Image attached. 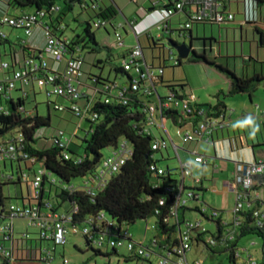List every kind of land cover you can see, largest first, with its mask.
<instances>
[{
	"label": "trees",
	"instance_id": "1",
	"mask_svg": "<svg viewBox=\"0 0 264 264\" xmlns=\"http://www.w3.org/2000/svg\"><path fill=\"white\" fill-rule=\"evenodd\" d=\"M258 1L262 2L263 0ZM59 2L63 6H60L58 13L61 14L57 18V21H55L57 24L60 23L63 16L74 10L76 4H81V0H11V6L18 8L30 7L34 8V12H38L42 9H50L52 6L58 5ZM171 4L155 3L149 8V11L152 12L155 9L167 8ZM114 16L115 12L112 9L97 13L96 17L92 18V21L89 20L86 23L84 33L70 40L71 43L68 46L69 50L67 53H74L77 48L83 54L85 51L97 52V49L100 47L106 48L109 51L108 57L105 61L99 60V63L103 64V62H106L113 64L115 56L112 49L114 48L111 46H101L95 37L94 31H92V26L93 22L97 19L111 21ZM52 17L53 14L50 13V21H52ZM53 22H50V24ZM249 23L255 25L256 31L261 35V40L264 43V26L259 23L258 19L250 21ZM50 24L48 25L56 33L59 31V33L63 34L64 30L60 31L57 26L55 27L53 24ZM177 31L184 33L191 31V29H179ZM161 40L150 38L152 48L157 49V41L159 42ZM27 52L28 57L36 56L37 59L43 54L40 50L36 54L31 53L30 49ZM129 52L130 49L116 54V60H119V64L113 65L112 70L116 74L115 79L111 80L109 77L103 78L102 75L90 76L92 84L88 86L94 89L95 94L89 96L87 92H80L82 96L79 99L87 98L88 100L84 108L77 105V100L79 99L75 100L69 96H62L73 103L72 107L77 106L82 111L81 115H77L73 108H65L81 119V125H78L77 129L81 130L83 123L88 126L84 129L85 136L83 138H79L77 134H71L68 136L69 144L66 148H61L56 143L50 149L37 148L34 138L35 133L40 127L50 125V121H52L50 113L48 117H45L39 114L37 108L27 110L24 97H20L16 101L8 97V106L0 109V144H9L10 142L18 143L22 146L21 152L28 154L29 158H36L37 164H42L44 174L42 176L41 188H39L40 204L42 206L47 201L53 203V211L71 214L74 219L73 224H80L81 226L90 218H96L100 214H104L110 220L113 219L119 226H126L128 228L138 220H147L153 216L157 218L156 228L159 233L157 238L166 237V240H163L162 243L168 246L177 243V241H171L172 235L178 233V227L186 222L185 214L188 211H196L202 215H206L198 206L195 208L189 207V202H198L200 196L206 192V189L203 187V180H200L193 187L186 186L185 190L193 191V196L188 198L187 205L179 207V222L169 223V220L174 219L172 211L178 200V184L181 183V180L176 177V169H171V166H163L161 160L155 157L162 150L153 149V144L158 138H155L153 134H149L147 131L148 117L145 113V107L147 103L153 102L156 96L154 93L151 95L146 93L142 87L139 90L133 89L135 78L122 67V60L127 57ZM221 59L217 55H209L206 51L201 53L194 52L192 57L188 58V61L205 64L206 66L214 68L229 81L230 88L228 95L248 94L252 101L253 93L261 84H264V60L251 57L247 60V63L250 64L248 67L251 70L243 69L241 72H237V70L228 66ZM10 64L11 68H15L16 66L20 69L22 68L16 61ZM181 65L182 60L179 59L176 67ZM48 73L53 72L48 70L46 74L48 75ZM162 83L165 84L166 82L162 81ZM166 84L168 85H165V88L168 90H175L176 92L187 94L186 89L188 86L186 83L168 82ZM121 91H124L122 96L120 95ZM225 96L226 93L220 91L216 96V104H194L193 109L195 110L192 115L188 113L183 114L178 110L168 109L163 111V117L171 120L177 127H183L189 123L197 127L201 121L208 119V117L218 118L225 116L227 110L224 101ZM52 104L58 110L56 108L58 104ZM48 107L50 110V105ZM225 129H228L226 134L231 133L229 127H224L216 130L213 138L224 136ZM232 131L235 132L234 129ZM20 134L24 138L22 142H18L17 137ZM57 138L59 137L56 136L54 139ZM75 139L81 140L82 144L76 143ZM123 144H126V147L128 146L132 150V155L128 158L119 173L112 175L106 186L98 190L95 195L84 190H79L74 186L70 190L61 187L70 184L75 179L94 176V173L98 172V167L103 161L102 151L107 148H119ZM81 148L84 151L83 153L80 152ZM65 153L69 154V159L65 158ZM22 162H26V159L12 161L10 163L21 164ZM151 165L165 169V173L161 175L157 171L151 170ZM36 174L37 172H34V177ZM16 179L21 183L23 177H17ZM59 181L61 186L58 185ZM47 182L50 185L48 190H46ZM6 186V180L0 178L1 219H3L1 216L3 213L9 214L10 206L13 204L10 203L12 198L3 194V189ZM65 205H68V207H65ZM63 208L64 210H61ZM208 217L211 220H215L219 225L217 234L213 236V238L217 239L218 243L216 246H210L204 240L203 236L205 233L200 234L196 241H203L208 248L215 250L223 243L221 242V238L222 232L224 231L222 230L221 218L214 219L210 216ZM240 230L239 238L245 237V235L260 238L264 253V226L262 228L254 226L253 219L248 214L247 219L241 224ZM3 242L4 240L0 239V243ZM87 248L95 256L107 257L112 255L102 253V251L96 250L91 245H88ZM113 251L117 252V250ZM0 258L6 263L12 262L1 255ZM129 258L154 264L150 259L133 256L131 254H129Z\"/></svg>",
	"mask_w": 264,
	"mask_h": 264
},
{
	"label": "built area",
	"instance_id": "2",
	"mask_svg": "<svg viewBox=\"0 0 264 264\" xmlns=\"http://www.w3.org/2000/svg\"><path fill=\"white\" fill-rule=\"evenodd\" d=\"M156 3V2H155ZM157 4V3H156ZM249 13L246 16V22L256 20L255 7L253 3L249 2ZM225 0H173L172 4L167 8L155 9L150 15H157L156 20L150 27L157 26L159 30H169V19L176 13H187V21L184 24H180V29H191L195 23H210L216 25H226L229 22L234 21L235 16L231 12L224 10ZM60 7L57 5L52 6L50 9H42L32 14L23 15L20 17L5 16L2 18L1 23L7 24L16 29L24 30L26 35L31 37L34 33V29L37 25L42 26L44 29V36L46 39L45 46L42 50L43 54L40 58L36 56H29L25 60L23 67L13 72L12 77H8L0 83V93L8 95L12 90L16 88L17 82L29 85L31 82L38 83L39 86L46 88L48 97L54 95L69 96L72 99H79L82 94L79 91L82 83L80 78L82 77V66L84 63V57L82 56L80 49L77 48L74 53L68 54L70 40L68 37L56 33L52 29L48 22H44L45 19L50 18V13L54 15L58 14ZM136 21L129 22V27L136 26ZM111 22L106 19H97L93 22L92 29L98 30L107 27ZM149 27V28H150ZM148 28V27H147ZM58 29L60 31L65 30L66 27L63 23L59 24ZM1 36H4L1 34ZM115 46L124 47L125 38L121 34L120 30L115 31ZM157 48L161 52H168L167 60L172 61L173 65H178L179 56L175 55V50L171 47L169 42L161 44V41L157 42ZM33 51H31L32 53ZM34 54V53H33ZM36 54V53H35ZM166 55V54H165ZM49 59L55 63H64L63 69L53 70L50 67ZM122 67L126 71L133 75V89L139 90L141 87L148 94H155L153 102L146 104L145 113L147 114V131L152 133V128L157 127L166 130L163 117V111L168 109L178 110L183 114H191L195 109L193 105L196 104L195 96L187 93L176 92L167 90L166 95H161L159 92L160 86L165 87L162 83V75L164 67H157L154 69L150 66L145 59L143 48L138 43L135 47L130 49L127 57L122 60ZM11 69L9 62L0 60V71H7ZM51 70L53 73L46 74V71ZM124 91L120 92L122 96ZM256 110L264 117V108L260 105H256ZM58 110H65V107L57 105ZM77 115H81V110L77 106L72 107ZM202 113V112H200ZM83 114V113H82ZM83 116V115H82ZM228 122L224 117H208L201 121L197 127H194L192 123H189L179 128L182 141L188 142L194 140L197 142H206L215 144L213 134L216 130L227 127ZM59 138L54 139L55 143L61 148H66L69 144V137L66 136L64 131H61L57 136ZM18 142L24 140L22 134L18 135ZM231 144V141H229ZM171 143L165 138H159L154 144V150H167ZM175 150L179 151V147L174 145ZM113 152L110 156L106 157L102 161V171L94 173V176L89 178V182L86 185L93 184L92 187L80 186L79 190L87 191L88 193L95 195L98 190L106 186L112 175L119 173L122 167L125 165L128 158L132 155V150L123 144L119 148L112 149ZM22 151V146L18 143L0 144V162H12L17 160L26 159V163L31 161L37 164L36 158H29L28 154ZM192 158L185 160L180 159L182 179L178 184L177 202L172 211L174 219L178 221V209L181 206L187 205L188 198L193 196V191L185 190L186 179L192 178L193 171L196 164H206L207 160L204 156L193 153ZM65 158L69 159V154L65 153ZM33 164V165H34ZM151 170L157 171L163 175L165 169L156 165H151ZM44 169H40L33 180H28V174H24V182L29 188V194L27 196L29 204L14 205L12 204L9 209V214H2L0 218V239L13 240L12 235L13 222L16 219H25L32 226L38 228L39 239L42 241H51L55 245L65 246L68 243L69 235H79L86 239L88 245H91L96 250L102 251V253H109L112 250H118L120 248L126 249L128 254L137 257H143L146 259H152L154 256L158 258L156 264H189L187 260V252L192 249L193 243L206 231L202 222L186 221L178 227L180 235L179 241L176 244L165 245L159 238H154L150 245H143L131 239L129 229L126 226H119L116 221L110 220L104 214L98 215L96 218L92 217L85 222L83 226L73 224V218L71 214H63L53 211V203L47 201L44 202V206L40 204L41 199L39 197V188H41L43 180ZM11 177V176H9ZM264 178V159L253 160L249 162H238L235 172V206L232 210L234 219L233 224L240 230L241 224L247 219V215L250 214L253 219V225L257 227L264 226V199L260 195V187H263ZM202 180L196 178L192 180V185L187 187H193ZM64 189H66L64 187ZM1 210V206H0ZM203 213H206V207L201 208ZM208 216L218 219L222 213L218 210H212ZM222 228L226 227L227 223L222 222ZM183 225V229L181 226ZM228 226V225H227ZM241 231V230H240ZM239 233V232H238ZM24 239L30 238L27 233L22 234ZM227 237L222 234L221 242H226ZM210 246L217 245V239L212 238L208 242ZM161 253L158 250H163ZM46 255L41 257L43 261L52 263L54 260V250H46ZM0 255L8 258L12 262L17 259L16 254L12 249H7L4 243H0ZM62 264H70L68 258H63Z\"/></svg>",
	"mask_w": 264,
	"mask_h": 264
},
{
	"label": "crops",
	"instance_id": "3",
	"mask_svg": "<svg viewBox=\"0 0 264 264\" xmlns=\"http://www.w3.org/2000/svg\"><path fill=\"white\" fill-rule=\"evenodd\" d=\"M171 1L173 0H81V4H79V6L81 8L82 17L85 15L86 11L93 10L95 13L92 16V18L96 17L97 13H102L104 10L112 9L115 12V16L111 19L110 21L111 23L109 25L112 26L114 35H115L116 30H120V31L124 30L129 35V32L127 30V27H129L128 24L131 21H136L135 22L136 26L134 27V29L130 27L129 28L131 29V31H133L136 37L134 38L137 39L138 43L143 48L146 62L150 66H152L154 69H157V67H164V72L162 75V80L164 82L166 83L168 82L169 83L170 82L171 83L172 82L186 83L188 86L186 89L187 93L193 94L194 96L195 94H194L193 84H191L190 82L186 80L176 79L175 68H178L180 66L169 67L170 64H168L167 56L165 55L166 53L161 52L159 48L157 49L152 48L151 43H150V38L162 39L161 44H166L169 38L173 39L172 37L173 34H178L180 37L185 38V39L188 38L190 41H192L193 47L196 52L201 53V52L207 51V53L211 56L217 55L218 57L222 58L221 61L226 62L228 66H230L231 68H234L235 70H237V72H241L243 69H247V70L250 69L248 67L250 64L247 63V60H249L251 57L258 59V60H264V43L261 40V35L256 31L255 25H252L249 22H246V16H248L249 7H250L249 2L251 1L253 3V6L255 7V10H254L255 15L253 14V16H256V19H258L259 23L264 26V0L262 2H259L258 0H225L224 10H226V12L228 11L236 15L234 21L229 22L226 25H222V26L219 25L220 29H222L221 27L226 26L224 28L226 30V34L224 36L225 38L224 41L226 43L225 53L223 52V49L221 46L223 42L222 34L219 33V36L217 37L212 27V25H216V24H210L206 22L205 23H195L192 26L191 31H187L184 33L177 31L180 29L179 25L184 24L187 21L188 17L186 13H176L175 15H173L172 18H170L168 21L170 31L166 29L160 30L161 33L158 36L154 37L153 36L154 34H152V28H154L155 26L150 27V25H152L153 22L156 20L157 15H150L151 12L149 11V8H151L155 4V2L158 4H165V3L171 4ZM57 6L60 7L59 3ZM1 7L4 9H7L8 11L11 7V0H0V8ZM33 12L34 11L25 12L23 15L32 14ZM6 16H10V15H6ZM11 17H20V16H11ZM122 17L125 19V21L121 19ZM57 18H58V15H54L52 17V21L54 22L51 24L50 22L52 21H50L49 19H45L44 22H48V24L50 25L53 24L55 27L57 26L58 28L59 24L62 23V19L60 20V23L57 24V22H55L57 21ZM1 20L2 18L0 19V60L4 62H9V63L16 61L18 64L21 65V67H23V65L25 64V60L28 57L27 50L30 49L31 51H33L32 53H38L39 50L40 52L43 50L45 43H46V39L44 36V29L42 26L37 25L34 29L33 35L29 37L26 35L24 30L16 29L7 24H2ZM208 25L211 26V29H210L211 31L209 35H208ZM66 29L64 30L63 35L68 37L69 40H72L77 35H80L77 32L74 37H70L68 36ZM98 30L92 29V31H94L95 33V37L98 43L101 46H110L109 40L112 38V33L107 29V27H105V35H104L105 37L103 38L102 44H101L98 40L99 36L96 34V31ZM239 30H240V37H241L240 41L242 43H245L247 38L251 37L250 42L255 44L254 47L253 45L246 46L245 44H242L240 47H237L236 45L234 46L229 45L232 42L231 40H233V43L238 42L236 38H237V33H238L237 31ZM1 34L4 36H1ZM113 46L115 47V43L111 47ZM133 47H135V45ZM133 47L129 49H132ZM147 48L150 52L146 54L145 50ZM19 52L23 53L22 54L24 55L22 56L23 60L19 59V54H18ZM112 52H113V49H112ZM49 62H50L51 69L53 70L63 69L64 63L58 64L50 59H49ZM19 69L20 68L16 66L15 68L12 67L10 70H7V71H0V83L3 82V80L7 79L8 77L11 78L13 75V72ZM26 86L28 85L22 84L21 82L18 81L16 84V88L12 90L10 94L4 95V96H6L7 98L8 97L13 98L12 93L15 91L17 92V99L20 97H27L28 92H26ZM229 88H230V85H229ZM161 89H164L165 91L164 95H166L167 94L166 88L160 86L159 92ZM220 91L225 92L224 89H221L216 94H214L213 98L215 100V103H211V104H216L217 102L216 96ZM0 95H3V94H0ZM195 102L199 104H206V103L199 102L198 99ZM251 102L253 103V101ZM2 108H5V107L2 106ZM223 117L228 122L227 127H229L231 133L226 134V131L228 129H225L224 136H221L218 138L214 137V140H215L214 145L204 142L207 147L204 146L203 151H201V148L203 147L201 144L202 142H197L196 145H192V146H185L186 148H183L184 154L183 156L180 155V159L185 160L188 158H192L194 156L193 153L195 151L198 152V154L205 157L208 163V164L207 163L204 164L205 166L209 165V162L212 159L213 160L212 161L213 177L215 178V180H211L210 186L214 189V191H217L219 194H223L225 198L231 197L236 202L234 181H235V172H236L238 162H241V161L249 162L253 160L260 161L264 159V117L257 110L255 111L254 115L251 114L250 112H247L246 110H243L241 114H238L236 110L230 109L228 106H227L225 116ZM259 117L261 118V121L259 120ZM255 120H258V122L261 125L260 126V136H257L256 138H254L253 132H252V128H254L257 133L259 131L257 130ZM251 123H253V126L251 125ZM79 125H81V123H79ZM246 126L249 129L251 139L248 137ZM232 129H234L235 132H233ZM165 131H167V128ZM77 133H78L77 130H75L72 135L77 134ZM243 136H246V141H244ZM229 141H231V144ZM180 150L182 149L179 147L178 154H180ZM203 153H207V154H203ZM218 161H224V162H227L228 164L227 166L223 167L221 166V164H219ZM7 163H10V162H6V163L0 162V166L3 165L4 169H6ZM13 165L14 164L10 163V168L12 171L11 175H6L5 173L1 174L2 177L0 178H3L4 180L6 179V183H7V186L3 189V194L6 195L5 190L8 189L7 187L9 186L12 187V185L14 186L19 185L20 187L19 193H17L18 192L17 191L16 194L12 196L9 192L8 195L6 196L11 197V198L15 197L16 199H19L20 201L19 204L21 205L29 204V202H27L28 200L27 196L30 192H29V188L24 182L25 180L24 174H28V180H33L34 172H38L40 169H42V167H38L39 164H37L35 165V167L29 168L26 162H22L21 164H18L19 171L21 172L24 171V172L22 174L21 172H19V174L16 175L13 172V167H14ZM197 165L198 164L195 165V168L197 167ZM195 168L193 171L192 178H189V179L192 181L193 179L201 178L203 180V187L207 191V187H206L207 180H206L205 175L203 174V176H200V177L195 176ZM197 169L199 168L197 167ZM216 173H218L217 176H216ZM17 177H23V180H21L22 182L20 183L18 180H16L17 183L13 184L15 178ZM8 178L9 180H11L10 183L7 182ZM187 180L188 179L185 180L186 185L190 186L187 184L188 183ZM260 195L264 199V187L262 188L260 187ZM66 206L68 207V205H65V207ZM213 209L218 210L222 213V215L220 216L221 221L226 222L228 225L222 228V230L224 231L222 232V234L227 237L226 238L227 240L226 242L221 243V246L223 247L222 253L227 252L229 255V263H225L224 261H221L219 264H261L259 262L260 259H262V264H264L263 248L261 247V244L258 241L261 239L254 237V236H250L251 241H248L249 239H246V242H245L244 237H241V238L238 237L239 235L238 232L240 230H238V227L235 224H233V220L228 221L223 218V215L225 212L223 209H227V208L221 207V208H213ZM202 216H203V219H205L206 221L214 222V220H211L208 217L207 212H206V215H202ZM185 219L186 221L188 220L187 213L185 214ZM233 219H234V216H233ZM20 220H25V219H20ZM174 222H176L175 219L169 220L170 224H173ZM198 222H202V221H198ZM215 223L218 228L219 227L218 223L217 222ZM183 228L184 227L182 225L181 229ZM205 229L206 231H208L206 227ZM12 230H13L12 235L14 236V239L5 240L3 243L7 249H12L14 251L17 259L13 262L6 263L2 258H0L1 259L0 264H54V262L57 259L56 248L54 249V253H53L54 260L52 263H48L41 259V257L47 254L46 250L50 249L49 247L45 246V243H50L51 241L40 242L39 232L31 233L28 231V229L25 231L18 229L17 222L15 220L13 222ZM24 233L29 234L30 238L24 239L22 237V234ZM129 233L131 235L132 240L139 242L143 245H150L151 241L158 236V234H156L155 236H152L151 240H149L150 238L148 234L146 233L143 239H137L132 235L130 229H129ZM245 237L247 236L245 235ZM83 239L85 241V245L87 244L88 246L86 239L84 237ZM159 239L163 241V240H166V237H162ZM179 239H180V235L178 232L172 235L171 241H179ZM147 240L150 241L149 244L145 242ZM201 242L203 241L198 242L195 240V242L193 243L192 249H194L193 248L194 245L198 247ZM75 245H76L77 250L81 249L80 245H78L77 243H75ZM192 249L187 252V260L189 264H202L198 256L197 258L189 257ZM158 251H160L161 253H164V249L158 250ZM258 252H260V257L258 256ZM106 254H112V255L107 256V257H104V256H100V257L111 259V257H113L114 255L116 257H119L123 263H128L129 261H134V260L143 261V260H139L135 258H132V259L129 258V254L124 248L118 249L117 252L112 250L111 252L106 253ZM154 258L158 260L157 256L156 257L154 256L151 259V261H153ZM231 258L233 259L232 261H231ZM121 260H120V263H121ZM89 261H91V259ZM89 261L87 262L84 261V264H89ZM94 264H97V262H95ZM136 264H141V263H136Z\"/></svg>",
	"mask_w": 264,
	"mask_h": 264
},
{
	"label": "rangeland",
	"instance_id": "4",
	"mask_svg": "<svg viewBox=\"0 0 264 264\" xmlns=\"http://www.w3.org/2000/svg\"><path fill=\"white\" fill-rule=\"evenodd\" d=\"M60 6H63V4L61 2H59ZM34 11V8H18V7H13L11 6L10 9L7 11V9L4 8H0V19L3 18L6 15H10V16H21L23 15L25 12H32ZM94 11L93 10H89L86 11L85 15L82 17L81 15V8L79 5H76L74 10H72V12L67 13L65 16H63L62 18V23L63 25L67 28L66 31L68 33V36L70 37H74L75 34L78 32L79 34H83L85 27H86V23L90 20L92 21L93 19L92 16L94 15ZM61 13H58L56 15H60ZM137 17V16H136ZM56 18V16H55ZM121 19H123V21H125V19L122 17ZM140 19V18H139ZM87 20V21H85ZM141 20V19H140ZM85 21V22H84ZM215 35L218 37L219 33L222 34V49L223 52L225 53V47H226V43L224 41V36L226 34V30L224 29L226 26L221 27L222 29H220L219 25H212ZM232 27V25H231ZM234 27V26H233ZM107 29L112 33V38L109 40L110 46H112L115 41H116V37L114 35V31L111 25L107 26ZM211 26L208 25V35L210 34V30ZM239 29V28H238ZM127 30L129 32V35L124 31L121 30V34L124 35L125 38V47H118V46H113V52H114V56L115 58L113 59L114 62L113 64L111 63H106L103 62L99 63V60H103L105 61L108 57L109 51L106 48H98L97 52H89V51H85L83 54V57L85 58V61L83 63L82 66V77L80 79L81 83L83 85H81L80 87V92L81 93H85L87 92V95L89 96H93L95 94L94 89H92L91 87H89L88 85L92 84V80L90 79L91 75H102L103 78H110L111 80L115 79L116 74L113 72V65L115 64H119V60H116V54L118 53H122V51H125L131 47H133L134 45H138V41L137 39H135V35L133 33V31H131V29L129 27H127ZM237 38L236 40L238 41L237 43H233V40H231L232 42L229 44L231 46L236 45L237 47H240L242 44H245L246 46H250L253 45V47L255 46L254 43H251V37L247 38L245 43H242L240 41V30L237 31ZM160 30L157 28V26H155L154 28H152V34H154L153 36L156 37L160 34ZM231 33V32H230ZM96 34L99 36L98 40L99 42L102 44V40L105 37V28H101L100 30L96 31ZM232 34V33H231ZM232 36V35H230ZM135 37V38H134ZM173 40H175L178 43H184V42H189V39H185L180 37L178 34H173ZM232 39V37H231ZM246 39V38H245ZM146 54L149 53L150 51L148 50V48L145 50ZM19 59L23 60L22 52H19ZM168 55V52H166V56ZM175 55L178 57V53L175 50ZM233 61V60H232ZM168 64H170L169 67L174 66L172 61H168ZM176 71V79L177 80H186L188 82H190L191 84H193L194 87V94L196 99L199 100V102L201 103H215V100L213 98L214 94H216L219 90L224 89L226 96L224 98V101L226 103V105L233 110H236L238 114H241L243 112V110H246L247 112H250L251 114L254 115L256 108L254 107V105H260L262 108H264V84H261L258 89L253 93L252 95V101L250 100V97L248 94H239V95H235V96H230L228 95L229 92V81L222 75L220 74L218 71H216L214 68L206 66L205 64H201V63H192L189 62L188 59H182V65L178 68H175ZM26 92H28V96L24 97L25 99V105H26V109L27 110H34L35 108H37L38 112L40 115L48 117L49 113L51 116V120L50 121V125L49 126H43L40 127L36 133H35V141H36V146L39 149H50L54 146L55 144V140L54 138H56V136L59 135V133L61 131H65L66 136H70L71 134H73V132L75 130H77V135L79 138H83L85 136V132L84 129H86L88 126L83 123L82 124V129H77V126L80 123V118L77 117L74 113H72L71 111L65 109V110H56L54 107V104H58V105H62L65 108H72V102L62 96H58V95H54L52 97H48L47 93H46V88L42 87L38 85V83H31L28 86H26ZM161 95L165 94L164 89L160 90ZM12 97L13 100L16 101L17 100V92H13L12 93ZM77 105L81 108H84L87 103L88 100L87 98H82L77 100ZM48 105H50V110ZM3 107H7L8 106V98L4 95H0V109ZM259 116V115H258ZM259 120L261 121V118L259 117ZM164 123L166 125L167 131H164L163 129L154 127L152 128V133L153 136L155 138H165L167 140L170 141L171 145L170 148H168L167 150H162L160 153H157L155 155L156 158L161 160V164L165 167L171 166V169H176V177L181 180L182 179V173H181V163H180V155L183 156L184 152H183V148H186L185 146H192V145H196L197 141L194 140H190L188 142H183L182 141V137H181V133L179 131V128H177V126L174 125V123L171 120L165 119ZM256 126H257V130L258 133L255 131L254 128H252V132H253V136L254 138H256L257 136H260V123L258 122V120H255ZM251 125L253 126V123H251ZM246 130H247V134L248 137L251 139V135L249 132L248 127L246 126ZM244 141H246V136H243ZM76 143L82 144L81 140L79 139H75ZM202 144V148L201 151H203L204 146H206V144L204 142L201 143ZM174 145L179 146L182 150H180V154H177V151L175 150ZM131 146V145H130ZM80 152L83 153V149H80ZM113 150L112 148H107L104 149L102 151V155H103V161L106 157L110 156V154H112ZM212 153V152H210ZM203 154H207V153H203ZM212 159L209 162V165H204L202 163L198 164L197 167L199 169H197V167L195 168V176H203V174L206 177V187H207V191L206 193H204L203 195L200 196L199 201L198 202H189V206L191 208H195L196 206H198L199 208H203L206 207V212L207 214H211L212 213V208H227V209H223L224 215L223 218L225 220L228 221H232L233 220V213L231 212V210L234 207L235 204V200H233L231 197L230 198H225V196L223 194H219L217 191H214V189L210 186L211 184V180H215V178L213 177V167H212ZM219 164H221V166H227V162L224 161H218ZM208 164V163H207ZM27 165L29 168H33L35 167V165H33V163L31 161L27 162ZM13 172L18 175L19 172V165L17 163H14L13 165ZM38 167H42V164H39ZM37 167V168H38ZM103 167H102V163L101 165L98 167V171H102ZM11 168H10V163H7V168L4 169L3 165L0 166V177H2L1 174L5 173L6 175H11ZM218 175V173H216V176ZM89 178L90 176H87L85 178H79V179H75L73 180L70 184H67L66 186H61L60 181L58 182V185L61 187H65L66 190H70L71 187H75V188H79L80 186L83 187H92L94 186L92 183L89 185H86L87 182H89ZM6 180V179H5ZM16 178L13 182V184L17 183L16 182ZM188 181V185H192V181L190 179L187 180ZM7 182L10 183L11 180H9V178L7 179ZM50 187L49 183H46V190H48ZM8 189L5 190V194L8 195V193L10 192V194L12 196H14L17 193H19L20 191V187L19 185H12L7 187ZM54 194V193H53ZM19 199H16L15 197H12L10 203H13L14 205H21L19 204ZM61 210H64L61 209ZM187 219L192 221V222H198V221H202L204 226L207 228V230L209 232H206L204 234V240L205 242H210L211 239L213 238V236H215L217 234V225H216V221L214 220V222H208L205 219H203V216L196 211H188L187 212ZM17 222V228L21 229L23 231L27 230L31 233H37L38 232V228L35 226H32V224H30L27 220H20V219H16L15 220ZM156 222H157V218L156 217H150L149 219H145V220H138L137 222H135L134 224H132L129 229L132 233V235L137 238V239H143L146 235V233L149 236V240H151L152 236H155L158 233V230L156 228ZM250 236L244 237L245 238V242L246 239H249L248 241H251V237ZM149 240L145 241L147 244H149ZM244 240V239H242ZM247 241V242H248ZM261 244L262 247V240H258ZM75 243H77L78 245L81 246V249L77 250L76 249V245ZM45 246L49 247L51 250H54L56 248V256L57 259L54 262V264H62L63 262V258H68L70 261V264H84V261H89L91 259V261H89V264H94L95 262H97V264H136V263H141V264H149L148 262L145 261H129L128 263H123L122 260L119 257H116L113 255V257L110 258H104V257H100V256H95L94 253L91 250L87 249V244L85 245V241L83 239L82 236L79 235H69L68 237V243L65 246H61V245H55L53 242L50 243H45ZM260 247V248H261ZM194 249H192L189 257L194 258L197 256L200 258V261L202 264H219L221 261H224L225 263H229V255L228 253H222V246L217 247V249L212 250L208 247H206L204 242H201L199 244V246H195L193 247ZM122 249V248H121ZM255 253V251H254ZM65 254V255H63ZM65 256V257H63ZM258 256L260 257V252H258ZM121 260V263H120ZM158 260L156 258L153 259L154 264H156ZM219 261V262H218ZM262 264V259H260L259 261ZM0 263H1V259H0Z\"/></svg>",
	"mask_w": 264,
	"mask_h": 264
},
{
	"label": "water",
	"instance_id": "5",
	"mask_svg": "<svg viewBox=\"0 0 264 264\" xmlns=\"http://www.w3.org/2000/svg\"><path fill=\"white\" fill-rule=\"evenodd\" d=\"M167 41L171 47L177 51L180 59H188L192 57L194 52H196L193 47V43L190 40L189 42L178 43L175 40L169 38Z\"/></svg>",
	"mask_w": 264,
	"mask_h": 264
}]
</instances>
